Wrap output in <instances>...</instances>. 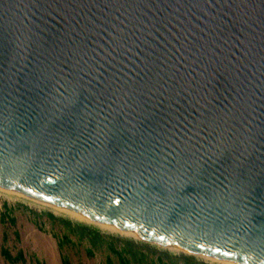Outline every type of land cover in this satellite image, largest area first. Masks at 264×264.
I'll use <instances>...</instances> for the list:
<instances>
[{"label": "water", "instance_id": "1", "mask_svg": "<svg viewBox=\"0 0 264 264\" xmlns=\"http://www.w3.org/2000/svg\"><path fill=\"white\" fill-rule=\"evenodd\" d=\"M0 186L264 264V0H0Z\"/></svg>", "mask_w": 264, "mask_h": 264}, {"label": "rangeland", "instance_id": "2", "mask_svg": "<svg viewBox=\"0 0 264 264\" xmlns=\"http://www.w3.org/2000/svg\"><path fill=\"white\" fill-rule=\"evenodd\" d=\"M2 203L12 207L10 216L14 222L10 224L5 220L0 223V248H6L11 256L20 251L24 257V264H60V253L71 264H103L105 251L103 249L93 250L92 255L88 256L85 253V249L88 247L86 240H78L72 233H67L70 242L64 243L60 250L57 248L55 236H60L64 232L62 223L64 219L70 220L71 226L77 223L95 228L102 236L113 234L120 238L146 244V248L135 243L131 244L134 246H131L133 249L136 247L138 251L145 254L146 264H227L220 260L194 255L176 248L94 226V224L91 225L57 212L44 204L0 190V212ZM46 212L51 213L54 217H47ZM116 243L121 244L119 241ZM0 264L11 263H8L0 254ZM14 264H21V262Z\"/></svg>", "mask_w": 264, "mask_h": 264}, {"label": "trees", "instance_id": "3", "mask_svg": "<svg viewBox=\"0 0 264 264\" xmlns=\"http://www.w3.org/2000/svg\"><path fill=\"white\" fill-rule=\"evenodd\" d=\"M2 210L0 212V223H3L7 220L10 224H13L14 220L10 216V211L12 207L7 206L5 203H2ZM47 217L53 218L54 216L51 213H45ZM64 232L60 236H55L56 246L60 250L64 243L70 242L67 233H72L76 239H85L88 243V247L85 249V253L88 256L92 255L93 250L103 249L105 251L103 264H146L145 263V254L142 251H138L135 247L133 249L131 244L135 243L142 248H146V244L137 243L131 239L120 238L113 234H105V236L100 235L99 231L95 228H90L86 225H79L72 223L70 220H63ZM4 238V237H3ZM121 242L118 245L116 242ZM134 247V246H133ZM0 254L2 257L11 264L16 262H21L24 264V257L20 251H17L14 256H11L6 248H0ZM60 264H71L70 261L60 253L59 255ZM78 264V263H74Z\"/></svg>", "mask_w": 264, "mask_h": 264}, {"label": "bare ground", "instance_id": "4", "mask_svg": "<svg viewBox=\"0 0 264 264\" xmlns=\"http://www.w3.org/2000/svg\"><path fill=\"white\" fill-rule=\"evenodd\" d=\"M0 190H3L7 193H10V194H13V195H16V196H20V197H23V198H26V199H29L31 201H36L38 203H41V204H44L48 207H50L51 209L57 211V212H61L65 215H68L72 218H75L77 220H80V221H84L86 223H90L91 225L94 224V226H98V227H102V228H105L107 230H112V231H116V232H120V233H124V234H127L129 236H133V237H136V238H139V239H142V240H145V241H149V242H152V243H155V244H160V245H165V246H169V247H172V248H176V249H179V250H182V251H185V252H188V253H191V254H194V255H198V256H202V257H207V258H211V259H216V260H220V261H223V262H226L227 264H240V263H236V262H232V261H227V260H224V259H220L218 257H215L213 255H210V254H207V253H204L202 251H195V250H191V249H182V248H177L175 246H172L170 244H167V243H164L162 241H159V240H156L154 238H145L141 235H138V234H134V233H131V232H128V231H125V230H122L120 228H117V227H114L112 225H109V224H106V223H103V222H100V221H96V220H93L89 217H86L84 215H81L77 212H74L70 209H67L65 207H62V206H59V205H55V204H51V203H47V202H43V201H40V200H37V199H34L32 197H29L27 195H24V194H21V193H18L16 191H13V190H10V189H7V188H4V187H1L0 186Z\"/></svg>", "mask_w": 264, "mask_h": 264}]
</instances>
